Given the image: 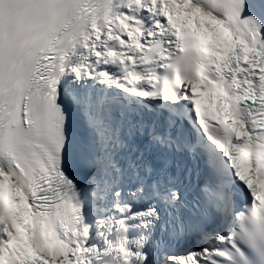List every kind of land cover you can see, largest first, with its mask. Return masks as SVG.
Segmentation results:
<instances>
[{
  "label": "snow or ice",
  "instance_id": "1",
  "mask_svg": "<svg viewBox=\"0 0 264 264\" xmlns=\"http://www.w3.org/2000/svg\"><path fill=\"white\" fill-rule=\"evenodd\" d=\"M0 264H264V0H0Z\"/></svg>",
  "mask_w": 264,
  "mask_h": 264
}]
</instances>
